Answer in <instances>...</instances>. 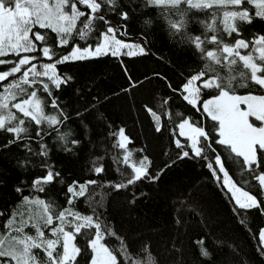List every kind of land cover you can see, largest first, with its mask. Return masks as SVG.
Here are the masks:
<instances>
[{
    "label": "trees",
    "instance_id": "16d2710c",
    "mask_svg": "<svg viewBox=\"0 0 264 264\" xmlns=\"http://www.w3.org/2000/svg\"><path fill=\"white\" fill-rule=\"evenodd\" d=\"M117 3L121 5L117 11H127L130 17L125 22L116 12L105 9L107 18L114 25H123V33L118 32L117 37L144 47L147 54L132 57L109 54L57 66L58 74L72 77L61 90L54 91L69 118L58 126V131L48 129L49 134L40 141L48 147L47 157L28 153L19 144L0 151V212L4 213L0 215V233L9 234L4 225L16 213L17 223L21 218L27 220L31 216L33 222L41 223L46 236L53 238L39 220L42 208L25 202L23 197L27 196L30 200L54 201L62 208H71L82 215H93L95 208L102 224L123 238L133 260H143L150 254L155 264H264V254L258 251L261 247L258 232L264 228V215L257 209L236 208L234 212L235 203L230 199V193L217 186L206 167L207 161L177 158L181 150L176 147L175 140L187 144L176 127L183 118H190L192 123L204 126L215 135L214 122L202 114V108L196 111L178 92L172 91V88L179 89L190 74L204 68L206 61L188 36L205 33L204 25L213 23L211 12L215 9L190 10L183 17L184 28L176 31L170 28L168 21L181 17L170 14L165 6H153L146 0H117ZM247 7L254 13L252 6ZM217 20L225 41L232 40L222 32V11ZM96 23L103 27L102 22ZM236 23L242 37L249 41L264 35V21L259 18L251 25ZM47 31L50 36H55ZM96 35L98 33H93L90 41L93 45ZM37 44L41 46L40 42ZM206 47L214 50L211 44ZM250 50L251 45L249 49H241V54H248ZM2 70H7V66H0ZM236 91L245 95L249 89L237 88ZM216 94L215 89H204L201 101ZM253 94H264V90L254 88ZM166 99L167 104L164 103ZM149 108L160 117V131H156L157 121ZM45 110L56 114L50 107ZM78 112L81 115L77 116ZM177 112L183 113V117L177 116ZM43 127L47 128V125ZM121 128L130 141L127 143V150L132 153L130 163L146 156L151 161L149 171L152 174L165 169L158 181L143 180L120 190L108 183L121 181L117 168L131 173V168L123 164L125 151L115 147L119 137L113 133H118ZM64 134H67L66 139H59ZM8 135L0 132V144L6 143ZM73 140L79 143L73 144ZM31 145L35 152L40 151L36 140L31 141ZM214 146L218 151H224L220 146ZM186 150L191 155V149ZM115 158L121 162L117 164ZM223 158L228 161L226 152ZM25 159L29 162L20 167ZM44 161L60 176L43 185V192H38L33 189L32 181L46 174L47 170L41 167ZM168 164L171 167L165 168ZM99 166H103L104 171L96 174L94 167ZM226 167L238 182L236 165L228 161ZM88 180L99 183L88 185L85 196L75 198L69 205L67 200L72 194L67 192L68 186L73 181L82 184ZM250 184L253 187L246 190L260 199L256 182L250 181ZM18 186L22 188L20 193L16 191ZM76 191H79L78 186ZM134 194L138 198L133 202ZM245 216L247 222L241 223ZM178 219L180 223H177ZM24 231L28 235L36 234L31 224ZM91 231L94 233L95 230ZM117 236L105 235L101 242L113 249L123 264ZM84 240V237H78L79 246H84ZM200 241L210 253L209 257L201 255ZM145 247L148 253L142 251ZM34 252L43 264L46 261L44 253L41 250ZM78 259L80 264H85V257Z\"/></svg>",
    "mask_w": 264,
    "mask_h": 264
},
{
    "label": "snow or ice",
    "instance_id": "6c2138e0",
    "mask_svg": "<svg viewBox=\"0 0 264 264\" xmlns=\"http://www.w3.org/2000/svg\"><path fill=\"white\" fill-rule=\"evenodd\" d=\"M146 3L165 6L170 14L179 15L181 19L168 21L170 28L176 31L184 28L183 17L190 10L215 9L211 12L213 23L204 25L205 33L188 36L206 61L204 68L190 74L179 89L172 88L196 111L202 108V114L214 122L212 129L215 135L206 131L204 126L192 123L190 118H183L176 127L187 144L175 140L176 147L181 150L177 158L207 161L206 167L217 186L231 194L230 199L235 202L234 212L236 208L257 209L264 215V94H253L254 88L264 90V35L255 36L249 41L242 37L241 28L236 23L251 25L256 18L264 21V0H146ZM249 5L255 9L254 13L247 7ZM120 7L117 0H0V66H7V70L0 71V132L9 134L6 143L0 144V151L19 144L28 153L48 156L47 145L40 141L49 134L48 129L58 131V126L69 118L54 91L61 90V86L66 85L72 77L58 74V65L109 54L113 57L147 54L144 47L117 38L123 25H114L107 18L105 9L116 12L126 22L129 14L127 11H117ZM220 11L223 14L222 32L232 38L228 42L218 27ZM97 21L102 22L103 27H98ZM47 30L55 36H50ZM209 32L213 34L208 35ZM93 33H98L94 37V45L90 42ZM37 42L41 46L38 47ZM207 44L213 45L214 50H208ZM250 45L248 54H241V49H249ZM253 53L258 55L254 56ZM169 87H172L171 84ZM237 88L249 89L248 94H237ZM204 89H215L217 94L201 101ZM164 103L167 104L168 100ZM48 107L56 114L46 112ZM148 111L157 121L156 131H160V117L151 108ZM79 115L81 113L78 112ZM176 115L183 117V113L177 112ZM253 119L260 122L259 126ZM45 124L47 128L43 127ZM66 135L59 136V139L65 140ZM113 135L119 137L115 147L125 151L123 164L131 168V173L117 168L121 181L108 182L115 190L127 189L143 180L156 182L160 179L165 169L152 174L149 171L151 161L146 156L136 163H130L132 153L127 150L130 141L124 129ZM33 140L39 143V152L32 148ZM72 143L78 144L79 141L73 140ZM214 145L224 151H218ZM188 148L191 155L186 150ZM224 152L228 154V161L236 165L238 182L226 167L228 161L223 158ZM213 153L214 156L211 155ZM28 162L25 159L20 167ZM114 162L119 164L121 161L115 158ZM41 167L47 170L46 174L32 181L33 189L38 192H43V185L52 183L60 176L47 161ZM167 167L171 165H165ZM103 171V166L94 167L96 174ZM250 181L256 182L260 199L252 191L246 190L253 187ZM98 183L96 180L82 184L73 181L67 188V192L72 194L67 203L72 205L75 198L85 196L88 185ZM77 186L79 191H76ZM16 191L20 193L22 188L18 186ZM136 198L134 194L133 202ZM23 200L42 208V213L38 214L39 220L53 238L46 236L41 223L33 222L31 216L27 220L21 218L17 223L16 213H13L4 225L9 234L4 236L0 233V264H42L34 250L44 253L46 261L43 264H80V257H85V264H121L113 249L101 242L105 240V235L111 237L117 234L111 227L102 224L95 208L93 215H82L71 208H62L54 201L30 200L27 196ZM3 214L0 212V215ZM246 222L245 216L241 223ZM177 223H180L179 219ZM30 224L36 230L34 236L24 231ZM258 236L261 245L258 251L264 254V228L259 229ZM78 237L85 238L83 247L79 246ZM117 239L120 240L118 251L124 258L123 264H155L150 254L143 260H133L123 238L117 236ZM199 244L201 255L209 257L203 241ZM142 251L148 253V248Z\"/></svg>",
    "mask_w": 264,
    "mask_h": 264
},
{
    "label": "rangeland",
    "instance_id": "374dc122",
    "mask_svg": "<svg viewBox=\"0 0 264 264\" xmlns=\"http://www.w3.org/2000/svg\"><path fill=\"white\" fill-rule=\"evenodd\" d=\"M118 38V37H117ZM125 42H127V41H125ZM127 43H130V44H134L133 42H127ZM137 45V44H136ZM122 51H124V52H126L127 50H122ZM186 94V93H185ZM241 107H244L243 105L241 106ZM250 119H252V118H250ZM253 122L257 125V126H259V123L260 122H256V121H254V119H253ZM178 132H179V129H178ZM182 137V136H181ZM184 138V137H183ZM231 195V194H230ZM235 203V202H234Z\"/></svg>",
    "mask_w": 264,
    "mask_h": 264
},
{
    "label": "water",
    "instance_id": "95a60500",
    "mask_svg": "<svg viewBox=\"0 0 264 264\" xmlns=\"http://www.w3.org/2000/svg\"><path fill=\"white\" fill-rule=\"evenodd\" d=\"M120 31H121V33H123V27L121 28V30H120Z\"/></svg>",
    "mask_w": 264,
    "mask_h": 264
}]
</instances>
